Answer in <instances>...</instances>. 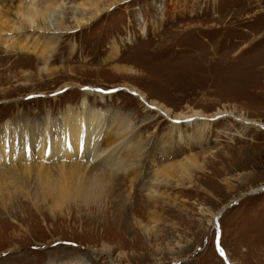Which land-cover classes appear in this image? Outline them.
<instances>
[{"label": "rangeland", "instance_id": "obj_1", "mask_svg": "<svg viewBox=\"0 0 264 264\" xmlns=\"http://www.w3.org/2000/svg\"><path fill=\"white\" fill-rule=\"evenodd\" d=\"M31 1L0 0V26L6 18L21 20L14 8ZM79 1L95 2L65 0V19L71 24V3ZM96 1L103 11L64 32L41 30L36 18L0 34V127L7 121L19 122L18 127L40 123L47 112L56 118L66 105L78 109L83 86L93 88L97 92L89 97L90 106L131 121L132 141L142 140L138 183L129 193V183L119 175L113 195L105 187L100 201L51 213L44 205L30 208L22 196L24 189L38 185L36 170L10 176L1 187L0 204L22 206L14 210L15 223L0 208V264H72L74 259L85 264H225L215 246L217 230L230 264H264V0ZM28 33H35L32 38L43 33L41 38L53 42L46 47L41 39L32 45L34 51L18 49L19 36ZM41 51L55 70L51 75L38 73ZM122 84L138 88L173 115L195 109L223 113L207 121L201 134L192 132L196 125L181 122L169 140L165 117H155ZM148 114L152 121L143 126ZM240 114L256 122L234 118ZM9 139L4 153L10 150ZM77 158L73 153L66 160ZM165 169L169 180L156 188L162 196L148 202L142 183ZM76 176L65 170L42 173V180L71 187ZM224 207L217 229L212 217ZM151 226L150 232L142 231Z\"/></svg>", "mask_w": 264, "mask_h": 264}, {"label": "bare ground", "instance_id": "obj_2", "mask_svg": "<svg viewBox=\"0 0 264 264\" xmlns=\"http://www.w3.org/2000/svg\"><path fill=\"white\" fill-rule=\"evenodd\" d=\"M34 1L35 0H32L31 3L27 5L28 7H15V16L18 15L21 20L18 18H13L12 20L6 18L8 21L5 22L2 27L0 26V34L3 31L13 30L17 23L21 26L22 20L28 19L27 21L31 22L32 20H36V18L39 19L42 24L40 27L41 30L46 32L51 30V33L56 34L66 31L63 29L84 25L86 22L95 18V16L105 8V6H100L96 0L90 3L80 1L78 4L71 3L73 8L71 18L74 22L71 24V22L65 19V0L44 6L36 5ZM34 34L30 35L28 33L25 37L20 35L17 44L18 49L25 48L29 50L31 48V50H33L32 45L38 43L41 39H43L42 42L40 41L41 45L46 47L53 42L52 38H41L42 35L44 36L43 33H41L39 38L37 35H35L36 38H32ZM16 39L17 38H14V43ZM3 45L4 47L6 46L5 43ZM13 47H15V45H13ZM43 51L40 53V56H42V63L41 67L38 68V73L39 75L42 73L51 75L55 70L48 68V55H45ZM27 75H24L25 79L29 80ZM29 76L31 75L29 74ZM80 86L81 85H79V87ZM121 86L129 93L137 96L147 110L154 112L155 117L156 115L165 117L164 119L168 121V127L170 128L169 140L172 137V130H180L181 122L187 121L189 125H196L193 127L194 129H192V132L201 134L202 129H204L208 123L207 121H211L217 114L223 113L222 110L218 109V111L214 112V115H206L195 109L191 113L175 112L173 115L169 108L159 101L149 100L138 88L127 84H122ZM59 89L60 87L56 90ZM83 90L82 99L78 106L80 108L78 109L72 110V106L66 105L67 107L59 113V116L56 115V118H51L49 116L50 114L45 112L46 114L42 117L43 120L40 123L35 122L28 124V122H25L22 127H18L20 125L19 122L10 123L11 121H7L0 127V190L3 183L10 176L12 179H16V175L19 173H29L31 170H36L38 173L35 178L38 181V185L34 190L29 188L24 189L22 196L28 199L31 205L30 208L34 207L36 210H39L43 208L44 205L51 213L55 209L62 210L64 207L67 209L68 206L73 205H83L87 207L92 199L100 201L105 187H107V192L113 195L114 183H116L114 179L118 178L119 175L123 177V181L125 180L129 183L127 189L128 192L131 193L130 190L138 183L140 174L138 173L140 171L138 159L140 155H142L140 148L142 140L140 139L136 144L132 141L134 139V126L131 127V121L122 120L120 115H116L109 110L95 109V107L93 108V106H90L88 99L90 96H94L97 90L90 87L85 88L84 86ZM225 113L230 116L233 115L229 112ZM234 118L246 124L256 122L254 119H247L241 114ZM142 121V125L145 126L147 122H151L152 120L149 116L143 118ZM12 124L13 126H11ZM9 130H13V132L11 131L13 133L11 138L7 137ZM108 137L113 138L112 142L103 145L104 140ZM43 138H49L48 142L46 140L41 142ZM7 139H9L8 148L10 150L8 153H4L2 146L5 145ZM42 143H46V145L42 147ZM73 153H75V155L77 154L80 158L71 162L67 161V156ZM21 155L24 157L26 156L27 159L32 158V160L35 161L28 162L26 159V161H24ZM47 158L52 160L50 164L47 163ZM193 167L200 168L199 164H195ZM65 170L75 171V173H77L75 182L71 187L64 184L62 188H59L60 183L51 184L42 180V173H62ZM169 177L170 172L167 169L160 173L157 170L150 181L142 183L140 188L146 192V200L148 202L155 203L158 197L162 196V193L158 192L156 188L161 185H166ZM39 195L41 197L40 202L37 200V196ZM10 200L11 197L8 201ZM17 201L21 202V200ZM16 203L13 201L9 202L8 205L1 203L0 208L4 210L11 219H17L16 214L18 210H14L20 208L22 205ZM221 211H218L214 218L212 217L215 226L216 224L218 225L219 218L225 210L223 209ZM13 219L11 221L15 223L16 221ZM152 227L153 226L144 227L142 231H149ZM219 237L220 232L217 230L215 238V242L217 240V245L215 244V246L219 254L222 253L224 255L227 264H230L223 249L218 245ZM73 263L85 264L78 259H74Z\"/></svg>", "mask_w": 264, "mask_h": 264}, {"label": "water", "instance_id": "obj_3", "mask_svg": "<svg viewBox=\"0 0 264 264\" xmlns=\"http://www.w3.org/2000/svg\"><path fill=\"white\" fill-rule=\"evenodd\" d=\"M225 208H226V207L222 208V210H223V209L226 210ZM221 212H222V211H221ZM221 212H220V213H221ZM217 239H218V238H217ZM215 244L217 245V240H216ZM220 256H221L222 260L224 261V263L227 264L224 255L221 253Z\"/></svg>", "mask_w": 264, "mask_h": 264}]
</instances>
